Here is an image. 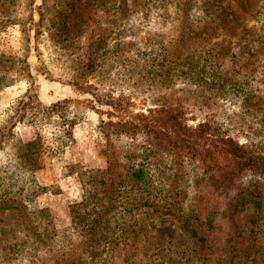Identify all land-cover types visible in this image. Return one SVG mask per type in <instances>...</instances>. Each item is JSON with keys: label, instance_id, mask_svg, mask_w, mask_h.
Returning <instances> with one entry per match:
<instances>
[{"label": "rangeland", "instance_id": "rangeland-1", "mask_svg": "<svg viewBox=\"0 0 264 264\" xmlns=\"http://www.w3.org/2000/svg\"><path fill=\"white\" fill-rule=\"evenodd\" d=\"M96 2L0 0V77L5 76L0 86V264H57L62 260L58 253L68 254L80 240L89 242L73 226L74 206L96 201V174L106 169L111 146L120 153L143 142L140 134L131 138L113 133L107 139L104 112L114 108L100 105L96 92L113 90L114 98L129 100L126 110L111 116L113 122L146 114L170 100L183 107L188 127L209 123L220 137L230 136L264 154V0H136L131 6L132 0L125 6L115 0ZM62 5L68 14L64 42L56 35ZM217 15L238 18L233 39H225L221 29L211 37L205 32L198 36L205 21ZM219 42L225 50L219 66L224 83L210 85L208 75L204 83H196L195 69L206 66L208 72L207 50ZM100 43L101 52L118 50L102 59L110 67L109 76H96V60H91ZM89 62L94 69H82ZM21 101L29 104L22 108ZM193 169L190 165L172 178L169 171L167 175L149 167L152 199L161 204L172 186L188 202ZM250 181L254 178L243 183L247 191ZM154 208L135 211L149 235L138 264L223 259L225 253L190 237L171 223V215ZM252 217L249 204L231 218L219 216L222 229L211 236L212 242L222 246L231 231L239 236L242 256L256 249L264 254V224L254 241ZM45 229L56 232V239L48 242ZM37 239L47 243L35 250ZM85 248L87 252L82 244L77 246L87 256L85 264L104 263L105 257L87 244Z\"/></svg>", "mask_w": 264, "mask_h": 264}, {"label": "trees", "instance_id": "trees-1", "mask_svg": "<svg viewBox=\"0 0 264 264\" xmlns=\"http://www.w3.org/2000/svg\"><path fill=\"white\" fill-rule=\"evenodd\" d=\"M115 1L125 6L128 0ZM133 2L136 0H132L129 5L131 6ZM102 3L99 0L96 5ZM46 5L45 3L40 7V23L44 19L43 8ZM66 7L62 5L57 10L60 18L58 22L56 21L58 27L56 35L60 38L64 37L63 42L68 38L65 34L68 16ZM237 23L238 18L217 15L205 21L202 31L197 34L199 36L205 32L211 37L221 29L225 39H233L237 27H240ZM37 31H39L38 24ZM207 40L210 43L214 42L210 38ZM99 41L103 42L104 46L105 38ZM102 45L100 43L99 47H96V55L92 56L91 60L94 62L96 60V76H109L110 67L106 66L102 59L105 54L113 56L118 50L115 48L101 52L99 49ZM223 46L224 43L219 42L212 44L207 50L210 66L207 64L208 72L206 66L195 69L193 79L196 83H204V77L207 75L211 77V82H208L210 85L224 83L225 77L219 69L220 59L225 55ZM84 68L91 71L94 69L91 62L82 69ZM6 69L4 72H7ZM4 78L5 76L1 75L0 86L4 83ZM98 85L96 89L101 92ZM113 93V90L107 91L104 95L96 92V101L100 105L105 103L114 108L112 112H104L108 114V120L102 122L104 135L109 140L113 133H124L131 138L140 134L143 142L139 146L132 145L126 152H116L112 146L108 150L107 167L96 174V196H94L96 201H84L73 208V226L78 234L80 232L86 237V241H89L80 240L77 246L82 244L84 252H87L85 248L87 244L92 251H96L97 255L105 257L104 263L101 264H138V258L148 249L149 235L146 227L136 217V212L144 206H151L160 214L171 215V223L187 232L190 237L198 242H206L211 248L225 253L223 259L217 263L204 260L198 264H220V262L264 264V258H259V255L264 256V254L257 249L249 256H242L237 242L239 236L237 235L236 238L231 231L226 232L227 239L220 247L212 242L214 240L211 237L222 229L218 224L219 216L226 215L227 218H231L249 204L253 207V217L250 220L251 235L254 236V241L257 240L255 234L260 232L264 224V192L260 188L261 180L264 178V154L254 151L248 145L240 144L230 136L220 137L218 128L209 123H199L195 128L188 127L183 120V107L170 100L148 108L146 114L140 113L133 119L113 122L111 116L119 115L120 111L126 110L129 102V100L124 101L125 96L122 95L114 98ZM28 96L30 99L31 95ZM102 97H106V100L102 101ZM21 104L24 108L29 101H21ZM112 126L114 129L109 130ZM190 165L195 168L193 170H196V176L192 180L188 202L171 186L164 202L157 204L148 191L151 182L149 167H156V170L162 174L168 175L169 171L174 174L170 177L176 178L180 170ZM246 177L254 178V181H250L253 183L248 191L243 188ZM112 210L114 213L108 215ZM44 231L49 238L48 242L56 239V232L49 234L48 229ZM50 231H54V228H50ZM46 243L45 239H37L32 245L38 250ZM77 246L70 248L66 255L58 253V257L62 260H57L56 263L85 264L82 259L83 257L86 259L87 256L84 252L78 251Z\"/></svg>", "mask_w": 264, "mask_h": 264}]
</instances>
